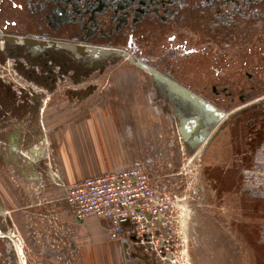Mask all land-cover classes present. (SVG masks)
<instances>
[{
	"label": "flooded vegetation",
	"instance_id": "flooded-vegetation-1",
	"mask_svg": "<svg viewBox=\"0 0 264 264\" xmlns=\"http://www.w3.org/2000/svg\"><path fill=\"white\" fill-rule=\"evenodd\" d=\"M30 36L128 50L230 112L232 119L257 107L245 103L264 95V0H0V86L7 95L15 92L18 105L24 92L34 97L40 86L51 91L54 84L42 85L47 76L63 88L67 78L100 75L105 65L62 51L28 54L12 38ZM0 117L1 142L9 120ZM7 193L0 189V264H22L12 239L19 224L14 214L22 209L15 202L14 213L8 210ZM64 256L65 263L70 261Z\"/></svg>",
	"mask_w": 264,
	"mask_h": 264
},
{
	"label": "crops",
	"instance_id": "crops-1",
	"mask_svg": "<svg viewBox=\"0 0 264 264\" xmlns=\"http://www.w3.org/2000/svg\"><path fill=\"white\" fill-rule=\"evenodd\" d=\"M102 75L74 79V83L72 79L64 88L47 76L42 85L54 84L52 90L40 86L34 97L24 92L18 95L23 100L19 105L13 90L7 95V88L0 86V115H6L9 120L3 123L0 142V171L6 170L0 175V189H8L7 206H15L16 202L26 210L25 218L32 205L36 207V255L49 264H61L57 259L66 258L65 254L69 264H156L130 240L110 239L105 219L91 216L76 220L64 199L63 182L73 183L144 161L152 164L163 159L156 157L160 147L157 135L165 133L167 137L169 125L163 124L161 117L152 121L153 100L144 104L150 106L146 108L151 124L139 122L136 116L138 92L145 89L147 82L140 88L139 75L120 72L107 76L106 82L98 87L95 80ZM153 83L157 84L155 79ZM160 96L171 106L167 107L174 117H179L180 109L174 99L165 93ZM214 131L202 144H213ZM171 144L167 141L163 152H168ZM172 155H168V161ZM261 159L258 153L255 162L261 163ZM241 161L244 166L245 159ZM169 163L158 170L173 171ZM241 170L247 180L242 191L256 189L251 183L261 173L243 167ZM37 208L40 211L50 208L56 216L54 225L38 215Z\"/></svg>",
	"mask_w": 264,
	"mask_h": 264
},
{
	"label": "rangeland",
	"instance_id": "rangeland-1",
	"mask_svg": "<svg viewBox=\"0 0 264 264\" xmlns=\"http://www.w3.org/2000/svg\"><path fill=\"white\" fill-rule=\"evenodd\" d=\"M155 71L154 65L126 50L124 55L105 62L103 73H100L103 75L95 81L99 87L110 74L132 72L139 75L140 88L147 82L145 89L138 92L136 116L139 122L151 124L146 108L150 106L144 104H151L153 100L152 121L161 117L163 124L169 125V138L174 143L166 155L173 154L169 159L172 164L166 159L156 162L162 167H168L169 163L176 174L182 171V189L193 205L191 218L186 224L191 264H264V95L245 103L256 102L258 106L244 115L232 119L229 112L225 128L221 132L214 129L217 131L215 135H218L213 144H200L192 151V147L181 143L178 133L173 131L178 117H174L167 107L171 106L156 92L153 83ZM67 82H71L70 78L61 83L63 88ZM149 92L153 94L146 95ZM154 146L158 150V145ZM258 153L262 158L261 163L258 160L259 163L255 162ZM241 159H245L244 166ZM242 167L261 173L253 178L251 185L256 189H251V192L242 191L247 183L243 178ZM194 191L198 196L192 197ZM14 208L9 205L8 210L12 213ZM23 211L26 210L14 214L19 223L14 226L19 259L22 264H49L43 257L36 255V207L32 205L27 218L23 217ZM37 212L54 225L56 216L50 208L42 211L37 208ZM64 259L58 257L57 260L61 264H69Z\"/></svg>",
	"mask_w": 264,
	"mask_h": 264
},
{
	"label": "built area",
	"instance_id": "built-area-1",
	"mask_svg": "<svg viewBox=\"0 0 264 264\" xmlns=\"http://www.w3.org/2000/svg\"><path fill=\"white\" fill-rule=\"evenodd\" d=\"M169 131L167 137L165 133L157 135L160 148L156 157L162 156L161 161L168 158L163 151L166 142H172ZM173 131L185 144L178 124ZM150 163L144 161L73 183L63 182L64 199L76 220L91 216L105 219L110 239L130 240L156 264H191L186 224L193 205L182 189V171L161 173L158 169L164 167L155 160ZM193 195L198 196L195 191ZM12 239L15 245L16 239Z\"/></svg>",
	"mask_w": 264,
	"mask_h": 264
},
{
	"label": "water",
	"instance_id": "water-1",
	"mask_svg": "<svg viewBox=\"0 0 264 264\" xmlns=\"http://www.w3.org/2000/svg\"><path fill=\"white\" fill-rule=\"evenodd\" d=\"M30 37L22 39L12 38L18 42L20 41L18 44H23L28 54L36 55L37 52L42 51L49 54L48 52L62 51L69 53L76 60H88L89 62H97L99 65H103L110 59L115 60L119 55L126 53V50L122 48L73 44L70 42H51L36 40L35 36ZM154 79L162 87L164 93L169 94L174 99V104L183 113L181 114L182 120L178 117V130L186 143L192 147V151L197 149L214 129L218 131L229 119V115L225 110L211 100L189 89L172 76L155 71Z\"/></svg>",
	"mask_w": 264,
	"mask_h": 264
},
{
	"label": "bare ground",
	"instance_id": "bare-ground-1",
	"mask_svg": "<svg viewBox=\"0 0 264 264\" xmlns=\"http://www.w3.org/2000/svg\"><path fill=\"white\" fill-rule=\"evenodd\" d=\"M38 90H40V89H38ZM204 144V143H203Z\"/></svg>",
	"mask_w": 264,
	"mask_h": 264
},
{
	"label": "trees",
	"instance_id": "trees-1",
	"mask_svg": "<svg viewBox=\"0 0 264 264\" xmlns=\"http://www.w3.org/2000/svg\"><path fill=\"white\" fill-rule=\"evenodd\" d=\"M253 108V107H252Z\"/></svg>",
	"mask_w": 264,
	"mask_h": 264
}]
</instances>
